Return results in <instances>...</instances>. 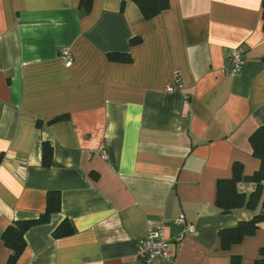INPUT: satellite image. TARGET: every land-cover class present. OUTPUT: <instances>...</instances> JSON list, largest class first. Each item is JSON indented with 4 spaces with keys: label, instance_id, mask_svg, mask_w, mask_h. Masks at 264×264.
<instances>
[{
    "label": "crops",
    "instance_id": "0c3cea01",
    "mask_svg": "<svg viewBox=\"0 0 264 264\" xmlns=\"http://www.w3.org/2000/svg\"><path fill=\"white\" fill-rule=\"evenodd\" d=\"M81 1L0 0V264L4 232L39 219L50 192L61 211L29 229L16 264H145L137 246L159 228L175 259L152 264H255L264 222L228 251L219 233L261 205L224 214L216 198L235 163L260 168L249 139L264 125L263 0H168L149 20L131 0ZM181 215L196 231L178 241ZM65 221L74 234L55 238Z\"/></svg>",
    "mask_w": 264,
    "mask_h": 264
},
{
    "label": "trees",
    "instance_id": "16d2710c",
    "mask_svg": "<svg viewBox=\"0 0 264 264\" xmlns=\"http://www.w3.org/2000/svg\"><path fill=\"white\" fill-rule=\"evenodd\" d=\"M141 9L146 19H153L169 8L168 0H131ZM81 5L88 10L92 7L91 0H82ZM264 10V0H263ZM264 19V14H263ZM112 61H129L121 55H111ZM58 118L53 122H58ZM253 157L260 162V168L251 176H246L244 166L235 163L232 167V177L219 180L217 183L216 205L224 214L234 212L241 208L255 211L261 205V212L249 221H242L237 226L227 228L219 233L221 247L224 251L230 250L235 245H240L247 237H253L258 231L259 224L264 222V125L260 126L250 137ZM53 161V149L45 144L43 147V164L50 167ZM241 182H251L256 185L251 195L241 193L238 185ZM61 211V194L50 192L47 200L46 212L36 220L17 221L7 228L2 236L5 246L12 254L8 264H16L26 248L25 235L33 226L46 224L53 214ZM74 234V229L69 221L63 222L54 232L55 238H63ZM261 259L255 264H264V247L260 250ZM240 258L234 257L233 264H239Z\"/></svg>",
    "mask_w": 264,
    "mask_h": 264
},
{
    "label": "built area",
    "instance_id": "2783aa9c",
    "mask_svg": "<svg viewBox=\"0 0 264 264\" xmlns=\"http://www.w3.org/2000/svg\"><path fill=\"white\" fill-rule=\"evenodd\" d=\"M61 57L65 60L68 66L73 63V57L69 49L63 50ZM245 65L243 53L240 48H235L231 51L229 56L230 73L235 76L239 74ZM177 77V82H178ZM177 224L183 228V232L178 237V241L184 239L187 235L194 234L196 228L193 224L187 222L186 217L181 215ZM137 257L145 264H152L158 260H165L173 263L175 255L170 249V241L165 235L164 228L151 230L149 236L139 242L136 251Z\"/></svg>",
    "mask_w": 264,
    "mask_h": 264
}]
</instances>
